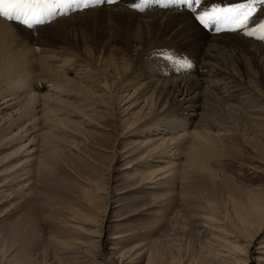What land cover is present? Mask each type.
Returning <instances> with one entry per match:
<instances>
[{
	"label": "rangeland",
	"instance_id": "374dc122",
	"mask_svg": "<svg viewBox=\"0 0 264 264\" xmlns=\"http://www.w3.org/2000/svg\"><path fill=\"white\" fill-rule=\"evenodd\" d=\"M186 44L155 46L134 58L153 77L171 79L176 75L166 73L190 61L188 49H181ZM29 47L36 56L38 47ZM90 69L96 79L105 75V65L84 57L64 75L81 83ZM34 73L30 92L49 93L37 68ZM190 74L182 69L176 77ZM118 84L111 83L113 90ZM88 88V106L62 95L71 115L54 110L61 122L53 126L38 119L44 141L25 175L12 172L19 146L0 145V264H237L231 248L247 250L243 264H264V134L235 125L207 150L205 168L188 167L178 154L170 174L172 166L161 159H142L156 134L139 128L175 113L156 114L140 104L128 109L124 93ZM254 204L259 213L252 215ZM244 220L256 221V229L263 225L250 246L239 237L254 231Z\"/></svg>",
	"mask_w": 264,
	"mask_h": 264
},
{
	"label": "bare ground",
	"instance_id": "6f19581e",
	"mask_svg": "<svg viewBox=\"0 0 264 264\" xmlns=\"http://www.w3.org/2000/svg\"><path fill=\"white\" fill-rule=\"evenodd\" d=\"M247 2L197 0L191 4L185 0L176 3L151 0L140 11L135 7L139 0H117L112 4L101 0L84 11L65 9L31 28L0 18V145L19 146L18 163L12 172L20 177L28 173L34 154L44 141L45 133H39L38 119L53 126L61 122L54 110L71 115L69 103L59 99L62 95L76 98L80 106L92 103L91 95L85 91L91 86L109 96L124 93L128 109L140 104L139 109L147 107L156 114L168 110L175 113L166 122L155 120L151 126L138 127L140 134H156L154 142L146 139L144 160L157 157L171 167L170 162L181 154L185 155L188 167L201 170L205 168L207 150L219 143L231 127L243 124L264 134V96L260 95L264 93V40L258 31L264 24V3L255 4L244 29H235L224 22L205 27L199 22L201 29L196 23V16L205 11ZM248 32L255 35L249 36ZM30 43L38 47L36 56L30 52ZM185 44L181 49H188L190 61L165 76H177L182 69L191 73L187 76L155 78L134 58L155 46ZM82 57L105 65V75L96 79L90 69L81 73L86 83L69 80L64 72ZM35 68L41 73L39 79L48 83L49 93L43 96L30 92L29 80L36 77ZM112 82L119 83L115 91ZM167 132L169 136H165ZM174 165L166 169L167 173H173ZM170 174L164 176L171 178ZM251 210L252 215L258 214V205L254 204ZM242 224L254 230L247 237L239 235L245 239L239 241L250 246L263 225L256 229V221L244 220ZM231 249L235 262L245 263L241 258H248L247 250L241 253L238 248ZM254 261L260 259L256 257Z\"/></svg>",
	"mask_w": 264,
	"mask_h": 264
},
{
	"label": "snow or ice",
	"instance_id": "6c2138e0",
	"mask_svg": "<svg viewBox=\"0 0 264 264\" xmlns=\"http://www.w3.org/2000/svg\"><path fill=\"white\" fill-rule=\"evenodd\" d=\"M101 0H0V18L8 21H17L31 28L35 24L44 23L50 17L61 14L65 9L84 11L99 4ZM107 3H116L117 0H106ZM151 0H139L135 5L137 10L143 11ZM177 0H167V3H176ZM194 4L197 0H185ZM256 3L264 0H248L247 3L230 7L213 8L196 16V19L205 27L211 24L224 22L235 29H244L251 19ZM260 39L264 40V24L259 26ZM247 35L253 36L254 32Z\"/></svg>",
	"mask_w": 264,
	"mask_h": 264
}]
</instances>
